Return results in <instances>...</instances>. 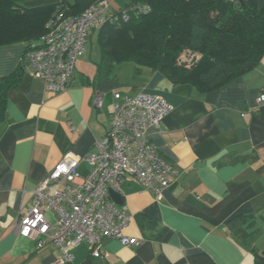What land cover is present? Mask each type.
I'll use <instances>...</instances> for the list:
<instances>
[{
    "label": "crops",
    "instance_id": "obj_1",
    "mask_svg": "<svg viewBox=\"0 0 264 264\" xmlns=\"http://www.w3.org/2000/svg\"><path fill=\"white\" fill-rule=\"evenodd\" d=\"M14 1L31 10L63 0ZM108 1L118 11L133 0ZM30 43L37 42L0 47V93ZM100 61L96 31L68 91L49 92L26 65L7 92L0 117V264H57L58 248H38L37 240L18 236L14 226L65 156L81 160L82 175L90 172L84 158L110 130L114 91L156 94L173 106L160 129L149 130V139L178 176L161 199L127 179L119 206L133 219L125 233L142 238V244L104 238L101 257L82 244L71 264H255L254 251L264 250V105L257 104L264 90V57L252 71L206 94L189 84L173 85L159 72L137 74L133 63L130 80L107 89L99 84ZM96 90L104 93L102 110L93 105ZM233 184L246 186L216 209ZM238 216L251 219L234 228Z\"/></svg>",
    "mask_w": 264,
    "mask_h": 264
},
{
    "label": "built area",
    "instance_id": "obj_2",
    "mask_svg": "<svg viewBox=\"0 0 264 264\" xmlns=\"http://www.w3.org/2000/svg\"><path fill=\"white\" fill-rule=\"evenodd\" d=\"M130 9L114 11L108 0H97L77 16L66 9L57 11L46 25L40 47L27 53L32 75L44 80L51 93L68 91L91 32L128 21ZM134 10L150 11L137 6ZM112 97L110 130L97 142V150L84 158L90 172L82 175L81 160L65 156L35 189L31 207L14 226L18 236L37 240L38 248H58L61 257L57 264H71L73 251L82 244L91 248L94 257H101L104 238L124 246L141 245L142 238L126 235L133 216L127 207L113 201L110 192L123 196L122 184L130 178L161 199L173 176H178L149 139V130H159L173 106L156 94L114 91ZM257 104L264 105V90ZM93 105L103 109L102 91L96 90Z\"/></svg>",
    "mask_w": 264,
    "mask_h": 264
},
{
    "label": "trees",
    "instance_id": "obj_3",
    "mask_svg": "<svg viewBox=\"0 0 264 264\" xmlns=\"http://www.w3.org/2000/svg\"><path fill=\"white\" fill-rule=\"evenodd\" d=\"M96 1L63 0L28 10L14 0H0V47L37 42L26 45L16 75L0 93V117L8 90L18 84L28 66L27 53L40 47L54 14L66 9L69 15H80ZM136 6L150 11L140 13ZM124 8H131L128 21L92 31H98V80L104 88L118 83L111 76L116 66L133 63L137 74L143 69L159 72L173 85L189 84L206 94L252 71L264 57V0H133ZM245 186L231 185L215 208ZM249 219L238 216L231 225L235 228ZM254 257L255 264H264V250L254 251Z\"/></svg>",
    "mask_w": 264,
    "mask_h": 264
},
{
    "label": "rangeland",
    "instance_id": "obj_4",
    "mask_svg": "<svg viewBox=\"0 0 264 264\" xmlns=\"http://www.w3.org/2000/svg\"><path fill=\"white\" fill-rule=\"evenodd\" d=\"M69 13H71V11ZM70 15L77 16L73 14ZM133 67L134 66L132 63H126V64H121L120 66H116V68H114L115 70L113 69V72L111 74L112 79L115 80L116 82L119 81L123 83H125L126 81L128 82L130 80V77H132L135 74Z\"/></svg>",
    "mask_w": 264,
    "mask_h": 264
},
{
    "label": "water",
    "instance_id": "obj_5",
    "mask_svg": "<svg viewBox=\"0 0 264 264\" xmlns=\"http://www.w3.org/2000/svg\"><path fill=\"white\" fill-rule=\"evenodd\" d=\"M110 193H111L112 199L116 202V204L122 205L124 203V200L120 195L114 193L113 191H111Z\"/></svg>",
    "mask_w": 264,
    "mask_h": 264
}]
</instances>
